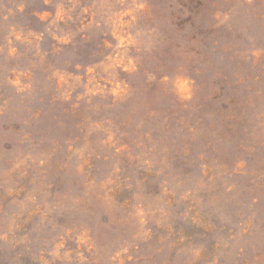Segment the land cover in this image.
<instances>
[{
    "label": "rangeland",
    "instance_id": "obj_1",
    "mask_svg": "<svg viewBox=\"0 0 264 264\" xmlns=\"http://www.w3.org/2000/svg\"><path fill=\"white\" fill-rule=\"evenodd\" d=\"M0 264H264V0H0Z\"/></svg>",
    "mask_w": 264,
    "mask_h": 264
},
{
    "label": "trees",
    "instance_id": "obj_2",
    "mask_svg": "<svg viewBox=\"0 0 264 264\" xmlns=\"http://www.w3.org/2000/svg\"><path fill=\"white\" fill-rule=\"evenodd\" d=\"M185 7L187 6V3L183 4Z\"/></svg>",
    "mask_w": 264,
    "mask_h": 264
}]
</instances>
